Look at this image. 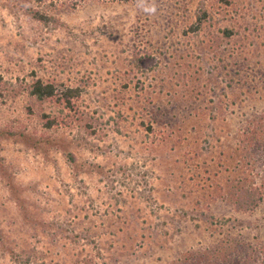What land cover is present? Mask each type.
<instances>
[{
	"label": "rangeland",
	"instance_id": "374dc122",
	"mask_svg": "<svg viewBox=\"0 0 264 264\" xmlns=\"http://www.w3.org/2000/svg\"><path fill=\"white\" fill-rule=\"evenodd\" d=\"M56 3L44 24L32 0H0V264L264 245V186L248 212L227 192L248 170L241 129L264 109V0ZM36 79L78 87L73 108L31 95Z\"/></svg>",
	"mask_w": 264,
	"mask_h": 264
},
{
	"label": "trees",
	"instance_id": "16d2710c",
	"mask_svg": "<svg viewBox=\"0 0 264 264\" xmlns=\"http://www.w3.org/2000/svg\"><path fill=\"white\" fill-rule=\"evenodd\" d=\"M83 0H75V2ZM131 2L136 0H111ZM34 4L24 6V12L29 17L44 24L57 19L52 13L57 8V0H32ZM202 19L198 18L195 29ZM226 35L231 31L224 29ZM30 94L39 100H52L67 109L73 108V100L80 94L78 87H58L52 82L36 79L31 83ZM55 124L54 119H47L45 127ZM241 162L245 166L246 174L240 179L228 182V194L232 198V206L236 211L248 212L257 208L263 198L264 175L261 171L254 173L253 169L264 168V109L249 116L241 129L239 140ZM71 160L74 156L69 154ZM245 172V171H244ZM258 174L259 182L254 175ZM25 262V261H24ZM171 264H264V245L236 237L219 239L212 246L193 249L174 260Z\"/></svg>",
	"mask_w": 264,
	"mask_h": 264
}]
</instances>
